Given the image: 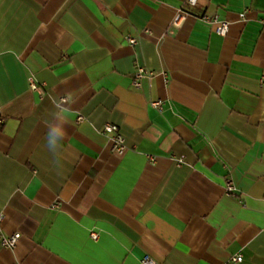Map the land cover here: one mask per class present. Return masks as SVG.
<instances>
[{"label":"crops","instance_id":"0c3cea01","mask_svg":"<svg viewBox=\"0 0 264 264\" xmlns=\"http://www.w3.org/2000/svg\"><path fill=\"white\" fill-rule=\"evenodd\" d=\"M260 19L264 0H0V233L20 235L0 264H264Z\"/></svg>","mask_w":264,"mask_h":264},{"label":"built area","instance_id":"2783aa9c","mask_svg":"<svg viewBox=\"0 0 264 264\" xmlns=\"http://www.w3.org/2000/svg\"><path fill=\"white\" fill-rule=\"evenodd\" d=\"M197 3V0H183L184 5L194 6ZM247 9H245L242 13L239 14L240 19L245 20ZM187 15V12L179 9L174 17L173 23L177 24L181 19H183ZM199 19L207 24H215L214 32L217 35L224 36L229 27V22L225 20H221L218 18L217 15H208L203 13L199 16ZM260 23L264 26V19H260ZM126 39L130 45L136 43V39L131 36H126ZM147 74V70L144 67L137 66L131 78V85L135 88L141 87V79ZM29 86L31 89L37 90L39 88L38 84L34 81L33 77H29L28 79ZM151 106L154 108L160 109L162 106L161 100L151 101ZM84 118L82 116H78L76 118L77 122H84ZM2 119L0 118V124L2 123ZM101 133L109 137L111 141V151L117 154H122L126 150V145L124 141L123 135L120 133L119 128L116 124L113 123H104L101 127ZM154 159L151 157L150 161ZM180 162V160H179ZM224 189L227 194H232L235 187L233 181L228 178L225 180ZM55 206V205H53ZM1 218V217H0ZM19 233H12V234H3L0 233V247L2 248H14L17 240L19 238ZM90 236L93 239L97 238V234L91 232ZM242 260V256L240 254L232 255L227 264H233L240 262ZM140 264H156V261L150 257L149 255H144L140 259Z\"/></svg>","mask_w":264,"mask_h":264},{"label":"clouds","instance_id":"9594fccd","mask_svg":"<svg viewBox=\"0 0 264 264\" xmlns=\"http://www.w3.org/2000/svg\"><path fill=\"white\" fill-rule=\"evenodd\" d=\"M59 135L53 136L51 131H46L44 139H46L49 142V145L52 143H56L59 145H63V141L67 137V131L65 129H59Z\"/></svg>","mask_w":264,"mask_h":264}]
</instances>
